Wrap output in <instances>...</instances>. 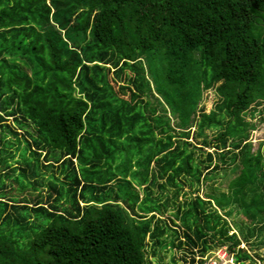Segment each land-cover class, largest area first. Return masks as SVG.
Here are the masks:
<instances>
[{
	"label": "trees",
	"instance_id": "trees-1",
	"mask_svg": "<svg viewBox=\"0 0 264 264\" xmlns=\"http://www.w3.org/2000/svg\"><path fill=\"white\" fill-rule=\"evenodd\" d=\"M261 120L264 0H0V264H264Z\"/></svg>",
	"mask_w": 264,
	"mask_h": 264
},
{
	"label": "rangeland",
	"instance_id": "rangeland-1",
	"mask_svg": "<svg viewBox=\"0 0 264 264\" xmlns=\"http://www.w3.org/2000/svg\"><path fill=\"white\" fill-rule=\"evenodd\" d=\"M213 100H214L213 94L211 93V91H208L207 95H206V101H205V110L206 111L211 107ZM205 133L207 134V136L210 137L215 133V130L214 129H207V130H205ZM5 134H6L7 140H12V141L15 140L13 135L9 134L8 132H5ZM250 141H251L252 150L256 149V147L259 143H261L262 147H264V120L257 122V126L250 131ZM22 144H23L22 140L20 139L19 145L21 146ZM10 150H11V148H10ZM12 150H13V148H12ZM206 150H208V149H206ZM215 184H217V183H215ZM200 193H202V192H200ZM257 251L261 257H264V244L259 246L257 248ZM170 254L171 253L168 252L165 255V261L168 264H170V259H169ZM220 254L221 255L224 254L223 253V247L216 249L213 252H209L206 256H204V259H206L205 260L206 264H232L231 263L232 258L230 256L225 255L224 257H220ZM173 255H175V254H173ZM215 256L218 258L214 259ZM176 264H182L181 258H178L176 260Z\"/></svg>",
	"mask_w": 264,
	"mask_h": 264
},
{
	"label": "built area",
	"instance_id": "built-area-1",
	"mask_svg": "<svg viewBox=\"0 0 264 264\" xmlns=\"http://www.w3.org/2000/svg\"><path fill=\"white\" fill-rule=\"evenodd\" d=\"M218 249H219V248H218ZM223 253H224V254H222V255L220 254V257H224L225 255L230 256V255L227 253V251L225 250L224 247H223ZM230 257H231V256H230ZM216 258H218V257L215 256L214 259H216ZM231 258H232V257H231ZM231 263H232V264H235L234 261H233V259L231 260Z\"/></svg>",
	"mask_w": 264,
	"mask_h": 264
}]
</instances>
